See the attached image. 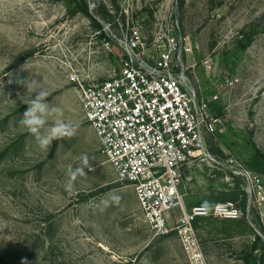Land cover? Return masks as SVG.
<instances>
[{"label": "rangeland", "instance_id": "1", "mask_svg": "<svg viewBox=\"0 0 264 264\" xmlns=\"http://www.w3.org/2000/svg\"><path fill=\"white\" fill-rule=\"evenodd\" d=\"M158 13L173 14L190 36L202 88L220 93L225 125L208 160L187 172L186 205L234 202L247 215V193L222 171V158L231 154L264 179V168L251 166L264 155V0H0V264H264V205L257 202L251 220L198 219L199 258L177 230L156 236L82 111L80 84L119 70L118 49L102 42L103 24L120 19L148 30ZM208 57L211 73L201 65ZM226 75L238 84L222 88ZM31 80L54 89L47 102L78 125L49 151L20 124ZM77 168L85 175L67 187Z\"/></svg>", "mask_w": 264, "mask_h": 264}, {"label": "built area", "instance_id": "2", "mask_svg": "<svg viewBox=\"0 0 264 264\" xmlns=\"http://www.w3.org/2000/svg\"><path fill=\"white\" fill-rule=\"evenodd\" d=\"M103 33V44L119 51V70L107 81L84 85L72 74L80 84L82 111L119 182L134 189L151 230L156 236L177 230L186 236L187 251L199 258L197 220H251L252 204L264 205V179L230 154L222 158V171L241 180L250 200L247 215L234 202L189 209L186 171L207 161L209 144L225 132L217 112L220 93L205 94L192 57L195 47L173 14H156L148 30L117 19L104 23ZM201 65L211 73L213 59ZM238 82L236 75H226L221 86L233 88ZM257 237L256 232L253 240Z\"/></svg>", "mask_w": 264, "mask_h": 264}, {"label": "clouds", "instance_id": "3", "mask_svg": "<svg viewBox=\"0 0 264 264\" xmlns=\"http://www.w3.org/2000/svg\"><path fill=\"white\" fill-rule=\"evenodd\" d=\"M31 84L34 86L33 95L25 102L27 108L20 124L34 137L39 148L49 151L53 141L71 139L75 136L78 125L63 120V110L47 102V98L52 95L54 89L44 88L41 86L42 83L36 80H31ZM83 163L88 164L86 157ZM77 175H85L83 168L70 170L67 187H71V182Z\"/></svg>", "mask_w": 264, "mask_h": 264}, {"label": "trees", "instance_id": "4", "mask_svg": "<svg viewBox=\"0 0 264 264\" xmlns=\"http://www.w3.org/2000/svg\"><path fill=\"white\" fill-rule=\"evenodd\" d=\"M82 12L84 14H86L87 16H89L90 18H92L87 6L82 10ZM98 26L100 27V29H102V26L100 24H98ZM217 110H218V108H217ZM251 166L254 169H261L262 167L264 168V155L261 154L260 152L257 153L256 156L252 159Z\"/></svg>", "mask_w": 264, "mask_h": 264}, {"label": "bare ground", "instance_id": "5", "mask_svg": "<svg viewBox=\"0 0 264 264\" xmlns=\"http://www.w3.org/2000/svg\"><path fill=\"white\" fill-rule=\"evenodd\" d=\"M191 170H192L191 168H188V170L186 171V173L189 172V171H191Z\"/></svg>", "mask_w": 264, "mask_h": 264}]
</instances>
